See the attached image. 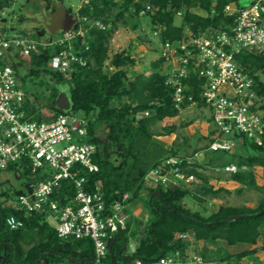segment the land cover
Masks as SVG:
<instances>
[{
	"label": "trees",
	"instance_id": "1",
	"mask_svg": "<svg viewBox=\"0 0 264 264\" xmlns=\"http://www.w3.org/2000/svg\"><path fill=\"white\" fill-rule=\"evenodd\" d=\"M144 2L151 7L145 14L152 29H158V36L162 40L179 39L185 30L199 33L208 29L228 28L234 14H227L224 6L228 3L242 6L241 0H86L77 8V17L99 19L107 24L105 29L91 27L85 36H76L75 49L82 50L88 56L87 64L74 66L68 75L50 70L47 68L49 58L64 44L39 45L26 61L27 74L43 77L49 84V96L44 101L36 95L25 97L24 110L30 119L38 120L49 118L45 116L43 108L53 115L68 112L54 106L59 89L57 84L63 82L70 97V110H81L89 119L85 140L96 145L92 156L96 168L81 171L86 177L85 188L102 195L105 211L109 212L116 202L126 205L122 211L126 214L124 226H118L107 238L109 249L103 259L104 264H120L135 257L153 259L175 252L182 257L187 256L191 241L177 236V233H191L195 243L203 242L197 249L203 262L195 264H246L239 263L244 256L264 252V243L256 245L264 227V198L253 207L221 204L203 215L181 202L185 196L200 202L204 200L190 189L180 184H144L143 177L147 170L169 155L183 158L181 169L185 173L204 178L196 170L201 163L187 162V156L179 154L178 148L166 147L153 138L155 132L151 129L152 124L179 112L172 99V88L164 81L163 59L157 57L151 61L150 70L130 75L127 66H133L136 60L129 48L108 55L109 40L117 21L127 24L130 16L139 15ZM8 3L10 0H0V10ZM114 7L118 9L115 11ZM177 15L178 23L175 22ZM131 27L135 28L136 22ZM85 43H88L86 51L83 50ZM235 58L254 78L264 119V49H241L235 53ZM188 82L197 106H205L199 97L201 79L191 76ZM181 107L184 108L185 103ZM143 111H148V114H142ZM102 125L106 128V134L99 136L96 131ZM173 128V124L169 125L166 132ZM243 145L250 146L253 152L235 153L232 150L226 160L220 161L225 152L208 149L207 163L222 166L232 162L238 169L230 172V178L242 186L261 189L256 183L253 167L258 165L264 168V132L260 143L245 142ZM14 168L16 166L12 165L9 170ZM21 171L32 174L28 168ZM30 186L28 184L16 190L15 195ZM143 188L146 194L142 200L149 214L145 222L130 215L127 209L129 204L141 200ZM200 188L203 194L226 190L221 187L214 189L208 183ZM124 193H127V197L123 199ZM1 195L9 197L5 191ZM73 196L74 188L68 179H64L61 187L54 192L59 205L72 201ZM10 215L20 218L22 224L9 228L6 217ZM218 239L225 240L227 244L245 242L252 246L236 252L217 247V254H211L207 243ZM130 240L134 243H130ZM130 244L134 247L132 251L129 250ZM93 257L91 238L60 237L48 222L45 211L26 213L9 201L0 200V264H95ZM250 264H264V260H255Z\"/></svg>",
	"mask_w": 264,
	"mask_h": 264
},
{
	"label": "built area",
	"instance_id": "2",
	"mask_svg": "<svg viewBox=\"0 0 264 264\" xmlns=\"http://www.w3.org/2000/svg\"><path fill=\"white\" fill-rule=\"evenodd\" d=\"M86 2V1H85ZM147 2L139 10L144 15L150 9ZM234 14L228 28L208 29L199 33L185 30L179 39H160L158 29L151 30L150 41L159 47L163 59L162 74L172 88L175 107L197 106L189 91L188 79H201L199 97L209 110L213 132L208 143L212 151L229 152L245 142L260 143L264 132L261 98L255 91L253 76L236 60L241 49H264V0H250L242 6L228 3L223 9ZM179 14V12H177ZM105 29L107 24L99 19L77 18L75 26L67 29L53 41H38L26 35L0 36V171L16 166L28 168L36 181L11 201L26 213L45 211L54 220L60 237H89L93 241L95 264H104L108 252L107 238L118 226H124L125 204L116 202L110 211L98 191L85 188L86 177L82 170L93 171L96 164L92 156L96 151L93 142L85 140L88 118L69 112L53 115L44 111L48 119H30L24 110L25 92L21 88L11 61L25 63L32 51L46 44L63 45L48 60L47 68L68 75L76 65H86L88 56L75 49L76 36H85L88 29ZM88 49L85 43L83 50ZM142 114L147 115L148 111ZM196 155V154H195ZM187 160V159H186ZM183 158L169 155L147 170L144 184H181L193 177L181 169ZM188 161V160H187ZM223 171L234 172V163L222 165ZM173 178H176L173 180ZM72 182V201L59 205L54 192L61 182ZM180 180V181H179ZM127 193L123 194V199ZM9 228H16L22 220L13 215L6 217ZM188 238V233H177ZM134 249L131 244L129 250ZM199 254L180 256L178 252L160 255L153 259L135 257L120 264H195L202 263Z\"/></svg>",
	"mask_w": 264,
	"mask_h": 264
},
{
	"label": "rangeland",
	"instance_id": "3",
	"mask_svg": "<svg viewBox=\"0 0 264 264\" xmlns=\"http://www.w3.org/2000/svg\"><path fill=\"white\" fill-rule=\"evenodd\" d=\"M85 1L86 0H10V3L4 5L0 10V36L5 35L11 37L15 35H26L33 38L34 34V39L38 41H53L64 32L62 29V21L69 13L74 14V22L71 28L73 27L75 19L77 20L78 18L77 8ZM117 9V7H114L115 11ZM133 22H136L135 28L131 27ZM175 22H179V15L176 16ZM151 30L152 26L147 14L132 15L129 17V22L127 24H122L120 21H117L116 27L112 31L109 40L108 55L111 56L115 51L129 48L130 53L136 60L133 66H127L129 74L132 75V73L137 71L146 72L150 70L151 61L159 57V47L154 43L152 44L150 41ZM10 65L16 72L18 82L25 92V97L30 98L32 95H36L42 99V101L47 99L49 96V84L45 82L43 77H34L27 74L26 61L25 63L11 61ZM43 111H47V109L43 108ZM68 112L76 116L84 115L81 110L69 109ZM209 119V110L205 106L182 109L177 115L155 121L151 126V129L155 132L153 138L161 141V143L168 147L178 148L180 151L179 154L190 156L191 153L193 154V151L207 147L209 136L213 128V124ZM171 124L174 125V128L170 132H166L167 127ZM96 132L99 136H104L106 134V128L102 125ZM233 151H235V153L253 152L248 145H237ZM230 155L231 152H225L223 157L228 158ZM189 163H191V161ZM196 170L199 171L201 175L206 176L207 180H211L210 182L213 186L218 185L217 179L228 178L227 172H220L209 167L200 166L197 167ZM175 179L176 178H173V180ZM200 179V177H196L195 179L192 177L190 181L181 182L180 185L191 188L194 193L204 199L203 202L201 203L191 196L183 197L181 202L185 206L191 209L196 208L203 213H208L216 209L220 204H245L256 206L258 201L264 198V187L262 189L245 187L240 192L235 191L236 188L233 187L231 188V192L222 190L216 192V194H203L200 188L201 184H199L201 182ZM257 180L258 182H264V168L257 172ZM35 181V174H23L19 167L0 171V200L11 202L16 196V190H21ZM179 183L180 182H178V184ZM3 191L9 194L8 198L1 195ZM145 194L146 189L143 188L141 190V200L129 204L127 208L130 215L143 222L149 217L147 208L142 200ZM47 220L51 225L54 224V220L51 217H48ZM262 231H264V228ZM259 241L260 243H264V235L259 237ZM130 243L134 242L131 241ZM240 244L242 243H237L236 246L231 247V249L237 251L243 248L239 247ZM214 248L213 254H217Z\"/></svg>",
	"mask_w": 264,
	"mask_h": 264
},
{
	"label": "crops",
	"instance_id": "4",
	"mask_svg": "<svg viewBox=\"0 0 264 264\" xmlns=\"http://www.w3.org/2000/svg\"><path fill=\"white\" fill-rule=\"evenodd\" d=\"M250 2V0H241V5H245V4H247V3H249ZM190 107H198V106H190ZM186 108H189V107H184V108H182V109H186ZM181 109V110H182ZM167 118H170V117H167ZM209 121L211 122V120L209 119ZM211 124V123H210ZM213 129V128H212ZM211 134H212V130H211ZM211 137V135L209 136V138ZM156 140V139H155ZM157 141H159V140H157ZM160 143H161V141H159ZM163 144V143H162ZM164 145V144H163ZM164 146H166V145H164ZM166 147H168V146H166ZM201 151V152H200ZM180 152V151H179ZM197 153V155H195ZM208 148L206 147V148H204V149H200V150H195V151H193V154L191 155L190 154V156H187V158H188V160H190L191 162H193V161H197V162H199V163H201V167H209V168H211V169H216V170H218V171H222V172H227V174H228V178L227 179H223V178H219V179H217V183H218V185H216V186H213V188L214 189H216V188H218V187H221V188H223V189H226L225 191L226 192H231L232 191V189L231 188H236L235 189V191H238V192H240V191H242V189H244L245 187H247V186H242V184L240 183V182H238V181H236V180H234V179H232V178H230V171H223L222 169H221V167L222 166H219L218 164H215L214 163V165H210V164H208L207 163V160H208ZM199 155V156H198ZM186 158V159H187ZM227 158H224L223 156L221 157V159H220V161H222V160H226ZM190 161H187V162H190ZM226 163H232V162H226ZM217 166H219V167H217ZM263 169V167L262 166H254L253 167V172H254V174H255V179H256V183L258 184V185H260L262 188L264 187V182H258V180H257V172L260 170H262ZM187 174H189V173H187ZM190 175H192L193 177H194V179L197 177V178H199L198 176H196V175H194V174H190ZM204 178H201L200 179V183L199 184H201V185H203V184H205V183H208L209 185H211V180L209 181V180H207V177L206 176H203ZM193 181V180H192ZM228 182V183H227ZM189 184H191V183H189ZM188 188V187H187ZM261 188V189H262ZM188 189H190L191 190V188H188ZM192 191V190H191ZM220 191H222V190H220ZM193 198V197H192ZM194 199V198H193ZM200 202V201H199ZM203 202V201H202ZM201 202V203H202ZM221 205V204H220ZM224 205H226V204H224ZM245 205V204H244ZM219 206V205H218ZM217 206V207H218ZM247 206H250V207H253V206H251V205H247ZM188 207V206H187ZM190 208V207H189ZM192 210H198V209H196V208H194V209H192ZM215 210V209H214ZM200 211V210H199ZM211 211H213V210H211ZM210 211V212H211ZM201 212V211H200ZM210 212H208V213H203V212H201L203 215H207V214H209ZM264 228V227H263ZM262 228V229H263ZM262 229H261V231H260V233H259V235H258V237H257V243H256V245H260V244H262V243H260V241H259V237H261V236H263L264 235V231H262ZM188 235H189V237L188 238H186V239H188L189 241H191V245L189 246V248H188V254H198L197 253V248L198 247H200L202 244H203V242H194L193 241V239H192V236H191V233L189 234L188 233ZM237 243H239V242H236V243H234V244H227L226 242H225V240H223V239H218V240H215V241H213V242H211V243H207V246L209 247V252L211 253V254H213L214 252V250H213V248L214 247H222V248H224L225 250H227V251H229V252H236V251H234V250H232L231 249V247H234V246H236V244ZM240 243H242V244H240V246L239 247H243V248H240L239 250H242V249H245V248H249V247H251L252 245L250 244V243H245V242H240ZM215 249V251H216V253H217V248H214ZM239 250H237V251H239ZM255 260H261V261H263L264 260V252L263 251H259V252H257L256 254H251V255H246V256H244L240 261H239V263H246V264H250V263H252L253 261H255ZM231 263H232V261H231ZM217 264H221V263H217Z\"/></svg>",
	"mask_w": 264,
	"mask_h": 264
},
{
	"label": "water",
	"instance_id": "5",
	"mask_svg": "<svg viewBox=\"0 0 264 264\" xmlns=\"http://www.w3.org/2000/svg\"><path fill=\"white\" fill-rule=\"evenodd\" d=\"M74 22V14L69 13L66 18L62 21V29L63 31H66L69 29ZM51 78V77H50ZM52 79V78H51ZM54 106L58 108L59 110L67 111L71 108V102H70V97L69 94L65 89L59 88L56 96L54 98ZM234 215L233 217H235Z\"/></svg>",
	"mask_w": 264,
	"mask_h": 264
},
{
	"label": "flooded vegetation",
	"instance_id": "6",
	"mask_svg": "<svg viewBox=\"0 0 264 264\" xmlns=\"http://www.w3.org/2000/svg\"><path fill=\"white\" fill-rule=\"evenodd\" d=\"M58 88H62V89H65V84L63 82L57 84Z\"/></svg>",
	"mask_w": 264,
	"mask_h": 264
}]
</instances>
